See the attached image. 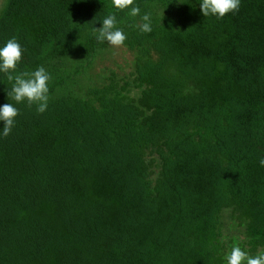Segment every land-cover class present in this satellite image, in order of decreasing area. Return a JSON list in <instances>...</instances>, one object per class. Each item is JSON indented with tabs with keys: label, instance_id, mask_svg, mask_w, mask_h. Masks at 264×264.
Returning a JSON list of instances; mask_svg holds the SVG:
<instances>
[{
	"label": "trees",
	"instance_id": "trees-1",
	"mask_svg": "<svg viewBox=\"0 0 264 264\" xmlns=\"http://www.w3.org/2000/svg\"><path fill=\"white\" fill-rule=\"evenodd\" d=\"M0 43L43 66L49 107L0 137V264H225L264 252V0L117 12L119 62L93 27L111 0H0ZM121 60V59H120ZM0 74V105L13 103ZM3 122H0V127Z\"/></svg>",
	"mask_w": 264,
	"mask_h": 264
},
{
	"label": "clouds",
	"instance_id": "clouds-1",
	"mask_svg": "<svg viewBox=\"0 0 264 264\" xmlns=\"http://www.w3.org/2000/svg\"><path fill=\"white\" fill-rule=\"evenodd\" d=\"M178 3H190V0H177ZM201 14L204 18L215 17L221 19L226 14H235L239 11L241 0H197ZM111 7L117 11L109 12L101 21L102 26L93 27V37L100 43L120 48L128 39L127 34L121 27L122 21L118 19L117 12L127 11L129 17H140L139 31L149 34L153 31L151 15H141V8L136 0H111ZM25 49L15 37L7 38L0 43V74L6 77L10 88L6 90L7 96L13 103L0 105V137H8L16 125L19 115L18 104L26 103L28 106L35 105L36 112L43 114L49 107V82L51 74L43 67H37L34 71H20L18 66L22 63ZM259 165L264 167V157L259 158ZM225 264H264V252L257 255H249L239 244H234L225 254Z\"/></svg>",
	"mask_w": 264,
	"mask_h": 264
},
{
	"label": "rangeland",
	"instance_id": "rangeland-1",
	"mask_svg": "<svg viewBox=\"0 0 264 264\" xmlns=\"http://www.w3.org/2000/svg\"><path fill=\"white\" fill-rule=\"evenodd\" d=\"M2 2L0 1V7H1ZM117 57L119 62H124L126 59H129V53L127 51H124L121 47L120 48H115ZM121 59V60H120Z\"/></svg>",
	"mask_w": 264,
	"mask_h": 264
}]
</instances>
